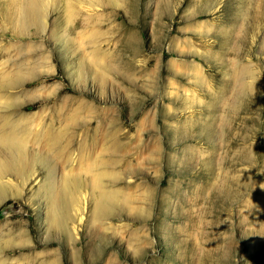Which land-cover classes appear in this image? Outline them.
<instances>
[{"label":"rangeland","instance_id":"obj_1","mask_svg":"<svg viewBox=\"0 0 264 264\" xmlns=\"http://www.w3.org/2000/svg\"><path fill=\"white\" fill-rule=\"evenodd\" d=\"M0 140V264H264V0H0Z\"/></svg>","mask_w":264,"mask_h":264},{"label":"bare ground","instance_id":"obj_2","mask_svg":"<svg viewBox=\"0 0 264 264\" xmlns=\"http://www.w3.org/2000/svg\"><path fill=\"white\" fill-rule=\"evenodd\" d=\"M4 134V136H5V133H3ZM3 137V136H2ZM9 140V139H8ZM0 141H2V140H0ZM3 142V141H2ZM10 142V141H9ZM105 197V196H104Z\"/></svg>","mask_w":264,"mask_h":264}]
</instances>
